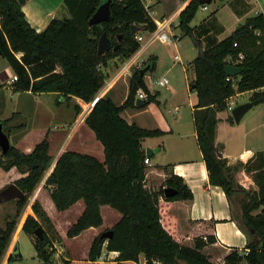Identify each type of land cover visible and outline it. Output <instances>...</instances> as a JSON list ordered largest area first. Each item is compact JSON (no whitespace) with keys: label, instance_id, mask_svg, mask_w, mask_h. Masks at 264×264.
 Segmentation results:
<instances>
[{"label":"trees","instance_id":"obj_1","mask_svg":"<svg viewBox=\"0 0 264 264\" xmlns=\"http://www.w3.org/2000/svg\"><path fill=\"white\" fill-rule=\"evenodd\" d=\"M102 1L63 0L68 16L54 17L43 30L36 31L25 19L17 0H0V57L17 77L9 80L11 89L34 94L55 93L57 99L66 101L77 97L86 103L96 97L107 78V73L101 69L106 66V59L111 56L129 59L140 46L135 35L156 29L142 0H112L111 19L89 26V17ZM202 5L199 0H190L178 14L177 23L182 35L191 37L198 49L188 63L193 73L189 88L196 95L193 127L209 183L220 187L228 200L242 195L239 222L248 239L242 252L231 250L222 264H264V152H256L253 160L245 163L229 165L215 144L218 113L228 109L233 96L249 92L248 101L252 105L264 102V16L258 12L247 17L230 34L203 49L189 26ZM132 25L135 33H132ZM103 31L111 39L112 46L118 44V47L98 54L97 42ZM154 64V58L150 57L146 62L149 71ZM227 64L242 70L236 76H228L225 73ZM140 69L131 75L128 94L122 104L105 94L98 98L85 118V124L103 146L104 159L65 150L45 179V187L57 211L66 210L79 200L84 203V210L67 229V237L100 226L101 205H108L120 214L110 228L113 233L109 239L97 235L92 240L87 260L63 259V264H135L141 254L145 264H179L181 261L216 264L202 251L205 245L215 241L214 235L206 236V241L196 238L192 246L180 243L166 214L167 208L160 203L161 199L170 202L193 198L183 179L167 170L157 189L146 187L147 166L143 162L146 156L141 142L165 132L141 128L121 117L122 110L136 107L135 96L139 89L146 94L143 106L158 104V92L149 91ZM227 121L234 122L230 113ZM51 162L46 137L28 153L11 145L7 154L1 155L0 168L14 167L23 174L14 181L25 195L23 201L17 200V212L40 183ZM242 170L251 175L255 188L247 190L238 183ZM165 187L175 189L176 194L165 198ZM32 210L36 217L28 215L22 227L29 235H34V230L43 222L49 224L37 201L32 204ZM15 223L13 218L0 227V259L9 245ZM49 243L44 231L42 239L34 235L33 247L41 260L38 264H51L45 247ZM104 243L107 251L117 252L115 259L98 261Z\"/></svg>","mask_w":264,"mask_h":264},{"label":"crops","instance_id":"obj_2","mask_svg":"<svg viewBox=\"0 0 264 264\" xmlns=\"http://www.w3.org/2000/svg\"><path fill=\"white\" fill-rule=\"evenodd\" d=\"M144 1L145 6L148 7L149 15L154 22L157 24L164 21L163 25H166V29L173 38L172 43H160L167 46L173 45L176 49L178 43L182 42L185 37L177 27L178 14L190 0H171L170 3L166 2V0H153L152 3H148L150 0ZM205 5L206 9L207 5L212 6L211 15L203 17L202 20L194 23L193 27L190 25L191 22L189 23V26L193 28V37L199 40L201 48L203 49L210 47L216 41L230 34L247 17L258 12H261L264 16V0H212L211 2L205 3ZM20 6L25 19L36 31L43 30L54 17L61 19L68 16L63 6V0H24ZM166 13L169 14L168 18H164ZM174 20H177V23L172 26ZM198 27L200 30L197 31L196 28ZM175 30L177 33H175ZM140 36L142 37L140 48L127 60L119 71L120 73L123 72L122 74L124 76L129 72V65L131 62H135V59L143 61L148 57H152L150 52L147 51L157 40H151L150 34L147 31H142V35ZM176 39L178 43L175 41ZM185 47L189 54L185 68L188 73L189 71L192 72L188 68V63L197 55L198 49L193 44L192 52V48L188 46V43H186ZM146 53L149 56L145 57V59L144 55ZM177 56L179 60L180 56ZM7 70L10 71L8 67L4 71ZM118 74L116 75L118 76ZM192 79L193 74L191 78L188 77V87ZM114 80L112 79L107 86L99 91L98 97L108 94L115 103L122 104L128 94V81L126 82L128 78L125 77V83L121 82V87H119L117 81L116 83H112ZM147 87L151 93L154 92L148 85ZM193 93L195 94L194 91ZM248 96L249 92H243L233 96L228 109L218 113L220 120L216 128L215 144L220 148L222 156L227 159L229 165H235L239 162L245 163L248 160H253L256 152H264V102L258 105H252L238 123H230L227 121V116L231 112V109L238 104L247 102ZM35 97L36 103L40 104V108L36 107V111L38 112L39 109V112H42V108L47 111L49 116H46V118L48 117L50 119L51 124H47L46 128L40 133H34L36 132L34 129L25 131L19 137L20 140L16 147L22 152L28 153L37 142L46 136L49 142V154L52 157L47 176L52 171L59 155L65 150L93 155L99 160L104 159L103 146L95 138L93 131L85 124V118L92 108L89 103L77 97H72L68 101L57 99L55 93H39L35 94ZM156 99L158 104L150 103L146 106L135 105L136 107L126 108L121 112V117L128 123L134 122L141 128L159 129L165 132L160 136L146 137L141 142L144 152L146 147L157 149V152H153L151 157L148 158L149 165L146 166L149 167L150 172H155L156 176L161 178L160 181H153L154 185L152 184V186L146 176V187L149 185L150 188L157 189L163 182L167 170L172 171L183 179L193 194L191 200H175L170 202L160 200V203L164 204L167 208L166 214L174 226V234L180 243L189 246L193 245L196 238H202L206 241V236L214 235L215 241L205 245L202 251L203 253H207V256L212 257L208 253L209 249L212 250L217 263L220 262L222 264L224 256L229 253L230 249L237 248L243 250L248 239L238 218L233 213L231 199H227L220 187L213 186L209 183L205 163L196 142V134L192 121V109L196 103V95L195 101L191 105L190 124H167L160 110L166 98L161 99L158 93ZM55 110L56 112L61 111V113L64 111L69 112V115L64 116L63 114L53 113ZM18 111L20 112L21 110ZM168 112H171L170 108H168ZM17 171L14 167L8 172L0 169V187L11 178L14 181L23 176V174ZM238 183L247 187L254 186L251 175L244 170L240 173ZM35 199L40 200L39 195H36V193L29 199L23 216L21 217L20 227L18 226L17 231L12 236L9 247L0 259V264H10L9 261L12 259L23 258L21 254L20 257L12 255L14 245L17 243L14 241V238L16 233L21 230L25 217L29 214L33 215L31 205ZM40 203L51 218H54V216L56 218V215L65 216L66 214L74 212L72 219L67 221V225L60 231L62 241L59 246L64 252V254L60 253L61 258L72 261L87 260L88 250L92 240L105 231V229H110L120 218L119 212L108 205H101L100 214L102 224L98 227H89L79 235L68 239L66 231L84 210L83 201H77L64 211H57L49 196L46 201L40 200ZM33 216L36 217L35 215ZM84 236L87 238L86 243L80 247V251L79 247L73 246V243H68L73 239L77 241ZM102 253L106 254V259H99L98 261L113 260L117 256V252L107 251L105 249V243L102 247ZM11 256L13 257L12 259H10ZM30 256L34 259V262L30 264L41 263V260L36 256L35 250L30 253ZM62 259L55 264H63ZM135 264H145V259L142 254L139 255L138 261Z\"/></svg>","mask_w":264,"mask_h":264},{"label":"rangeland","instance_id":"obj_3","mask_svg":"<svg viewBox=\"0 0 264 264\" xmlns=\"http://www.w3.org/2000/svg\"><path fill=\"white\" fill-rule=\"evenodd\" d=\"M152 1L153 0H150L148 1V3H152ZM166 2L170 3L171 0H166ZM211 11H212L211 5H207V9H202L201 7H199L194 15L195 16L194 20L192 19L190 25L193 27V24L202 20L203 17H206L208 15L210 16L212 13ZM168 17H169V14L166 13V16L164 18H168ZM176 23H177V20H174L172 26L176 25ZM198 28H196L197 31L200 30V28L199 29ZM175 33H177L176 30H175ZM139 35H142V32H140ZM175 41H177L178 43L177 39ZM160 42L161 41L159 40L155 41L154 44L147 51V52H150L151 56L154 58L155 64H154L153 69L147 73L145 82L150 87L151 90L159 93V96L161 99L166 98L164 100V103L162 101L163 104L161 105L160 110H161V114L163 115L164 121L167 124L169 125L181 124V123L190 124L191 123V105L195 101V94L188 87V77L191 78L193 73L190 71L187 73L185 69L187 60L189 57V54L187 53V49L185 46H186V43H188V46L192 48V52H193V43L191 41V37L185 36L184 40L178 43L177 45L178 47H176V49L173 45L167 46V45L161 44ZM176 54L180 56V59L178 61H174L173 59V57ZM147 56L149 55H147L146 53L144 55V58ZM149 58L150 57H148L147 59L145 58L146 60H143V61L135 59V62H131V64L129 65V72L127 73L126 76L122 74L123 72L120 73L119 71L121 70V67H123L124 64L127 62L128 59L123 60L119 56H111L107 58L106 66L104 68H101L103 71H105V73H107V78L105 80V83L102 89L105 86H107V84L111 82L112 79L113 80L115 79L114 82L112 83H116L117 81V83L119 84V87H121V82L125 83V77H126L128 78L126 82L128 81V84H129V79L131 75L137 69L144 67L146 65V62L149 60ZM7 67H8V64L6 60L0 57V120L8 119L7 122L4 123V130L9 135L12 145L15 148H17L16 145L18 144V141L20 140L19 137H21V135H23L25 131L29 129H32V130L34 129V131H36L34 133H40L42 130H44V128H46L47 124L50 125L51 123H50V119L48 117L46 118V116H49L47 111H45L43 108H42V112H39V109H38V112L36 111V107L40 108V104L36 103V97L34 93L25 92V91H20L17 93L11 89L9 80L11 79V76L13 75V73L9 67L8 68L10 69L11 73H9L10 71L8 70L4 71ZM117 73H119L118 76L116 75ZM120 76H122L124 79ZM163 76H165L168 79L169 83L167 87H159L155 84V81ZM168 108H170L171 112H168ZM18 110H21V111L19 112ZM53 113L63 114L64 116L69 115V112H65V111L61 113V111L56 112L55 110V112ZM0 157H1V154H0ZM0 169L2 171L8 172L11 168L8 170H4L2 168ZM48 172H49V168L46 171L40 183L36 186V188L33 190L31 195L28 197L25 205L18 212L16 210V205H17L16 199H13L4 204H0V227L3 228L6 221L12 220L13 218L16 222L13 228V231H12L13 234H11V237H10V241H11L12 236L17 231L18 226L20 227V223L22 221L21 217L23 216V212L26 209L29 199H31L33 195H35V193L36 195H39V198L41 201H46L47 197L49 196L48 190L45 187V179H46ZM146 176H147L149 183L151 182V185L153 184V181L161 180L160 177L156 176L155 172L153 173L150 172L149 167H147L146 169ZM14 181L11 178L10 180H8L7 183L1 186L0 189H2L3 187L7 186L9 183H12ZM147 186L149 187V185ZM243 187L249 190V189L255 188V184L254 186H248V187L243 186ZM241 196H242L241 194H237L231 197V203H232L231 206L233 207V213L238 218V220H240L239 198ZM40 200L35 199V201H37L40 204L43 212L45 213L46 217L49 220L48 221L49 224L45 225L44 222L41 224L43 231L45 232V234L48 236L50 240V243L47 244L45 247H46L47 252H49L50 263L55 264L57 262H60V260L62 259L60 253L64 254L63 250L59 247L62 241L61 236H60V231L62 228H64L67 225V221L72 219L74 212L71 214H66L65 216L56 215V218L55 216L54 218H51V216L43 209L40 203ZM31 209H32V205H31ZM74 211H75V208H74ZM33 215H35L34 212H33ZM24 221L22 223V227H23ZM22 227H21V230L16 233L14 241L18 243L19 252L23 256V258L22 259H18V258L12 259L9 261L10 264H21V263L30 264L34 262V259H32V257L30 256V253L34 250V247H33L34 235L33 234L29 235V233L24 232ZM69 238H72V237H68V239ZM86 239L87 238L84 236L77 241H75L74 239L71 241L69 240L70 242L68 243H73V246L79 247V251H80L81 250L80 247H82L86 243ZM8 247L9 245L7 246V248ZM235 249L238 252L243 251L242 249H237V248ZM231 250L233 249H230L229 252ZM208 253L212 255V257H209V260L211 262H214L216 264H221L220 262L217 263L214 252L212 250L209 249ZM204 254H207V253H204ZM179 264H186V263L181 261L179 262Z\"/></svg>","mask_w":264,"mask_h":264},{"label":"water","instance_id":"obj_4","mask_svg":"<svg viewBox=\"0 0 264 264\" xmlns=\"http://www.w3.org/2000/svg\"><path fill=\"white\" fill-rule=\"evenodd\" d=\"M19 4H22L24 0H17ZM209 0H199L200 4L208 3ZM111 3L112 0H103L99 5L96 7L94 12L91 14V16L88 19V25L92 26L94 24H98L100 22L109 21L111 19ZM136 29L135 26L132 25V33H135ZM118 44L115 46H112L111 39L107 36V33L103 31L101 35L98 38L97 42V53L103 54L111 49L115 50L117 49ZM149 65H145L140 69V74L144 77L148 71H149ZM242 68L234 65L227 64L225 66V73L228 76H236L241 72ZM192 88H194V85H192ZM144 104V101L141 99H135V105L136 106H142ZM252 107V103L247 101L241 104H238L234 106L231 109V116L235 123H238L242 116ZM11 147V143L9 140L8 134L4 130V123L0 120V154L5 155L9 151ZM153 152H157V149H152L150 147L145 148V156L147 158H150ZM176 194V190L171 187H165L163 188V196L165 198L171 197ZM24 193L18 188V186L12 182L9 183L7 186L0 189V204H4L6 202H9L13 199L23 201L24 200ZM112 230L108 229L103 231L100 234V238L102 239H109L112 236ZM34 235L38 237L39 239L43 238V229L38 226L34 230ZM12 255L15 257H20L19 247L18 244L15 243Z\"/></svg>","mask_w":264,"mask_h":264},{"label":"built area","instance_id":"obj_5","mask_svg":"<svg viewBox=\"0 0 264 264\" xmlns=\"http://www.w3.org/2000/svg\"><path fill=\"white\" fill-rule=\"evenodd\" d=\"M202 9H206V5L203 4L202 6ZM163 22L164 21H161L160 23H157L156 24V29L153 31V32H149L150 34V39L151 40H159L163 43H172L173 42V38L172 36L169 34L168 30L166 29V25L164 26L163 25ZM135 39L139 42V44L141 45V42H142V37L140 35H135ZM140 48V46H139ZM240 57H241V54H240ZM174 60H178V56L175 55L174 56ZM17 77L13 74L11 76V79L10 80H16ZM168 79L163 76L161 78H159L158 80L155 81V84L159 87H166L168 85ZM136 99H141V100H145L146 99V94L144 91L142 90H138L136 92ZM98 95L96 97H94L90 102H89V105L90 106H93L96 101L98 100ZM230 103V102H229ZM144 164L146 165H149V159L146 157L144 160H143ZM205 239V238H204ZM99 259L101 260H104L106 259V254L105 253H101V256L99 257Z\"/></svg>","mask_w":264,"mask_h":264}]
</instances>
